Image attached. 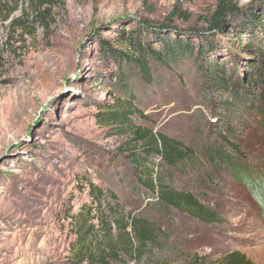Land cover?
Returning <instances> with one entry per match:
<instances>
[{
	"label": "rangeland",
	"instance_id": "374dc122",
	"mask_svg": "<svg viewBox=\"0 0 264 264\" xmlns=\"http://www.w3.org/2000/svg\"><path fill=\"white\" fill-rule=\"evenodd\" d=\"M252 1L237 0L243 9ZM40 2L0 0V264H71L67 216L89 200L86 181L118 192L126 210L137 204L119 154L133 145L132 133L96 122L99 106L118 97L98 76L111 70L99 48L107 42L117 47L108 26L126 17L135 20L125 27L130 37L147 25L206 27L217 0H44L39 8ZM174 7L188 19L171 17ZM18 17L32 33L17 25ZM159 80L167 87L140 84L134 125L195 150L206 168L201 177L214 185L208 200L218 217L192 233L170 234L163 260L219 264L238 250L264 264V203L250 186L261 180L264 193V116L235 108L226 117L232 131L223 133L219 120L212 122L221 108L191 62L161 72ZM224 139L235 144L236 152L227 153L241 160L245 181L225 167L212 169L202 152L207 142ZM197 165L164 170L170 181L188 184L198 177Z\"/></svg>",
	"mask_w": 264,
	"mask_h": 264
},
{
	"label": "trees",
	"instance_id": "16d2710c",
	"mask_svg": "<svg viewBox=\"0 0 264 264\" xmlns=\"http://www.w3.org/2000/svg\"><path fill=\"white\" fill-rule=\"evenodd\" d=\"M38 1H41L39 8L46 3L44 0H31V3ZM259 4L253 0L243 9L237 0H217L206 20L207 29L216 33L199 34L197 30L188 32L162 24L155 28L143 25V30L130 37L125 33L126 25L135 22L130 17L108 26L115 33L118 45L114 48L107 42L100 46L101 61L111 70L98 76L118 97L104 108L99 106L96 122L114 126L122 133H132L133 145L119 154L124 157L120 164L125 171L122 178H127L138 201L126 210L118 192L86 181L89 200L67 216L74 235L69 263L166 264L162 252L170 234L192 233L198 225L217 222V213L208 200L214 185L201 177L206 168L196 162L195 150L166 134L134 125L132 116L139 109L134 108L133 102L140 88L167 87L164 81L160 82V73H174L176 67L188 61L203 76L211 99L221 108L216 113L218 119L212 122L219 120L215 125L222 127L223 133L232 131L226 117L235 108L251 109L264 116V6ZM170 16L188 19L177 7ZM16 22L19 27H28L22 17ZM239 46L245 49V54L239 53ZM219 143L207 142L202 150L212 169L219 171L225 167L244 180L241 160L227 153L236 152L235 144L225 139ZM196 164L198 177L188 184L170 181V173L164 170L185 172ZM259 181H253L255 184L250 186L255 187L254 195L264 203ZM219 264L253 263L243 253L233 250Z\"/></svg>",
	"mask_w": 264,
	"mask_h": 264
},
{
	"label": "water",
	"instance_id": "95a60500",
	"mask_svg": "<svg viewBox=\"0 0 264 264\" xmlns=\"http://www.w3.org/2000/svg\"><path fill=\"white\" fill-rule=\"evenodd\" d=\"M257 1L260 3L264 0H257ZM191 30H197L199 34H209V33H216L217 32V31L207 29V26L203 27V28L191 29ZM186 31H188V30H186ZM188 32H191V31H188Z\"/></svg>",
	"mask_w": 264,
	"mask_h": 264
}]
</instances>
